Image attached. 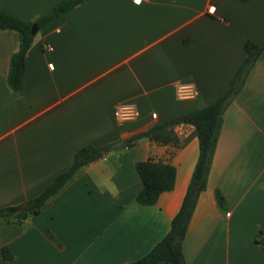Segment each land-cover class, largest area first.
<instances>
[{
  "label": "crops",
  "instance_id": "crops-1",
  "mask_svg": "<svg viewBox=\"0 0 264 264\" xmlns=\"http://www.w3.org/2000/svg\"><path fill=\"white\" fill-rule=\"evenodd\" d=\"M62 2L75 6L37 33L21 92L8 82L20 35L0 29V208L40 195L86 145L108 148L209 106L228 90L245 43H264V0H0V9L33 21ZM180 83L195 85L198 96L180 100ZM120 103L134 104L137 120L118 123ZM175 132L179 147L140 139L84 167L24 223L0 219V264H130L146 256L169 233L199 158L195 128ZM148 160L176 169L174 188L153 206L137 201L143 183L136 165ZM258 232L264 52L224 113L208 186L183 242L186 262L264 264Z\"/></svg>",
  "mask_w": 264,
  "mask_h": 264
},
{
  "label": "trees",
  "instance_id": "trees-1",
  "mask_svg": "<svg viewBox=\"0 0 264 264\" xmlns=\"http://www.w3.org/2000/svg\"><path fill=\"white\" fill-rule=\"evenodd\" d=\"M234 1L246 2L248 0ZM74 6L75 2L58 3L33 21L18 19L0 9V29L15 30L20 35V49L11 59L8 77L9 85L14 91L21 92L24 89L28 52L34 43L37 33L49 22L59 18ZM33 25L38 26V31L35 34H32ZM244 48L247 56L236 69L228 90L212 104L203 109L177 115L126 139L125 143L128 149L135 146L143 138H149L162 145L179 147L181 142L176 135V127L191 125L195 128L200 147L198 162L180 211L173 219L169 233L146 256L130 264H187L183 253V242L200 195L208 186L209 175L223 125L224 113L242 92L252 69L264 52V43L258 44L247 41ZM106 148L107 146L97 147L94 145L82 147L76 153L74 163L68 171L57 176L52 184L40 195L25 202L23 204L25 208L22 211H17L19 206L0 208V219L20 225L30 216L38 214L84 167L105 157ZM136 170L143 183V188L137 196V201L144 206L155 205L162 193L171 191L175 186L176 169L171 164L163 161L148 160L139 162L136 165ZM216 198L219 206L225 209L227 203L220 191H217ZM42 230L49 238L54 240L48 228L42 227ZM254 242L259 244L264 250V233L258 232L254 237ZM2 254L7 259L12 257L5 248L2 250Z\"/></svg>",
  "mask_w": 264,
  "mask_h": 264
},
{
  "label": "built area",
  "instance_id": "built-area-1",
  "mask_svg": "<svg viewBox=\"0 0 264 264\" xmlns=\"http://www.w3.org/2000/svg\"><path fill=\"white\" fill-rule=\"evenodd\" d=\"M133 1L137 3V0ZM143 1L139 0L138 3ZM176 94L180 100H192L198 96V90L193 84L180 83L176 85ZM114 114L118 123L125 124L137 120L139 111L134 104L120 103L116 105Z\"/></svg>",
  "mask_w": 264,
  "mask_h": 264
},
{
  "label": "water",
  "instance_id": "water-1",
  "mask_svg": "<svg viewBox=\"0 0 264 264\" xmlns=\"http://www.w3.org/2000/svg\"><path fill=\"white\" fill-rule=\"evenodd\" d=\"M82 1V0H80ZM38 31V26L37 25H33L32 27V34H35ZM127 138V135L125 134L122 139L112 145H110L108 148H106L105 153H109V152H113V151H117V150H121L124 149L126 146L125 143V139ZM25 208V205L19 206L17 208V211L20 212Z\"/></svg>",
  "mask_w": 264,
  "mask_h": 264
},
{
  "label": "snow or ice",
  "instance_id": "snow-or-ice-1",
  "mask_svg": "<svg viewBox=\"0 0 264 264\" xmlns=\"http://www.w3.org/2000/svg\"><path fill=\"white\" fill-rule=\"evenodd\" d=\"M139 2V0H137V3Z\"/></svg>",
  "mask_w": 264,
  "mask_h": 264
}]
</instances>
